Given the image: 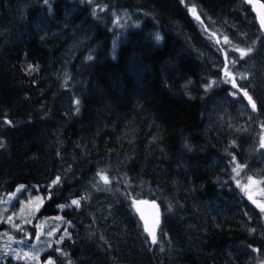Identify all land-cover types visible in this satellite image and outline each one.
<instances>
[{"label": "trees", "instance_id": "1", "mask_svg": "<svg viewBox=\"0 0 264 264\" xmlns=\"http://www.w3.org/2000/svg\"><path fill=\"white\" fill-rule=\"evenodd\" d=\"M200 1L240 16L230 44L263 39L242 2ZM184 22L175 0H0V125L18 120L0 149V196L64 170L35 217L80 195L63 213L78 235L45 255L55 264H264V223L228 178L243 162L236 139L205 124L229 88ZM143 201L161 210L156 243Z\"/></svg>", "mask_w": 264, "mask_h": 264}, {"label": "rangeland", "instance_id": "2", "mask_svg": "<svg viewBox=\"0 0 264 264\" xmlns=\"http://www.w3.org/2000/svg\"><path fill=\"white\" fill-rule=\"evenodd\" d=\"M198 3L201 6L200 9L195 5L192 8L186 7L188 11H185L176 2L177 7L186 18V22H184L186 24L182 25V29L186 30L184 33L188 35L190 41L203 48L212 69L220 71L226 81L227 88L230 89L209 105L205 115V124L212 130L222 129L232 132L230 135L236 139L234 146L240 151L243 162L239 161L241 167H236L235 162L230 163L231 169L228 170V178L235 183L239 196L246 199L258 213L257 220L264 221V213L249 199V195H251L257 203L264 204V148L260 146L261 137H264V41L241 59L237 49L245 51L246 49H243L233 39L234 43L230 44L231 39L228 37V33L229 36L234 37V29L242 24L240 16L231 17V13L226 15L223 12H215L200 0ZM164 14L166 15V13ZM195 17H201V22L195 23ZM225 44H228L227 47H224ZM60 71L61 69L58 68L56 75ZM225 71L232 73L237 84L236 89L232 88V79L225 75ZM241 88L247 90L256 102L257 110L255 112L252 111L243 91H239ZM61 96L64 97V93H61ZM66 97L70 104L73 100L70 97V91L66 93ZM17 122L18 120L13 119L8 124L9 126L2 122L4 128H0V139L6 140V136L10 135ZM239 137L241 142L238 140ZM68 160H70L69 157L61 159V166L64 167L68 164ZM62 171L64 170L56 168L53 181L60 177ZM249 176L256 183L251 184ZM53 181L49 183V189L53 185ZM78 196H74L73 200H79L80 195ZM47 199L48 196H43L42 193L39 195L38 188H23L21 192L0 198V227L7 225L13 230L32 227L34 230L33 237L29 231H26L22 239L19 240H15L6 231L0 230V264L4 261V264H47L48 260L42 262L40 259L51 244L59 245L64 240H73L74 235H78L79 226L74 228L70 226V223L60 218L43 217L35 220L36 214ZM67 201L65 202L67 207L72 209V204ZM62 208L60 207V209ZM97 217L100 221V211ZM95 248L99 249L97 246ZM34 256L35 259L32 258Z\"/></svg>", "mask_w": 264, "mask_h": 264}, {"label": "snow or ice", "instance_id": "3", "mask_svg": "<svg viewBox=\"0 0 264 264\" xmlns=\"http://www.w3.org/2000/svg\"><path fill=\"white\" fill-rule=\"evenodd\" d=\"M247 2L249 4H254L255 0H247ZM45 3L47 4L48 0H45ZM261 9H264V4H256L255 7H254V11H256L257 15L260 17L261 28H264V14L261 13ZM155 39H156V41H159L161 39L160 35L156 34ZM225 39L227 40V38H225ZM237 51L240 52V57H241V59H243V58H245L248 55V53H251L253 51V49L252 48H248L246 51L245 50H241V49H237ZM88 59H91V57L89 56ZM29 67H31V66H29ZM225 75L228 76L230 79H232V88L236 89L237 88V84L235 82V79L232 77V73H230L228 71H225ZM239 91H243L244 97L247 99L248 104L251 105L252 111L255 112L257 110V104H256V102H254L253 98L248 94V91L243 89V88L239 89ZM73 103L78 105L79 101L78 100H74ZM77 111H78V109H77ZM3 123L5 125H8V124L11 123V121L8 120V119H4ZM260 146H261V148H264V137H261ZM0 147H3V143H0ZM233 160H235V157H233ZM237 167H241V165H237ZM233 171H236V169H233ZM96 175L99 176L100 179L103 180V182L105 184L109 183L108 177L102 171H98ZM248 179H249V182L251 184L256 183V181L253 180V178L251 176H249ZM59 180H60V177H57L56 180H54L52 183L55 184ZM22 189H23L22 185L18 186L17 192H21ZM249 199L252 200V203L255 204L256 207H258L262 213H264V204L257 203V201L255 199H253V197L251 195H249ZM71 203H72V205H75L76 207H80V201L79 200H72ZM133 203L135 204L136 202L133 201ZM61 207H63V206H61ZM9 219H11V217H9ZM155 223H159V221L157 220V221H155ZM154 227H155V224L153 225V227L150 228V227H148V225L146 223L145 231H147L149 236L152 237V242L156 243V237L154 235ZM253 250L255 251L256 249H253ZM55 251L57 253H61L63 255V253L61 252V249L57 248ZM5 255H7V254H5ZM36 255L38 256L39 254L37 253ZM32 258L35 259L36 257L34 256ZM47 264H55V262L50 257L49 260L47 261Z\"/></svg>", "mask_w": 264, "mask_h": 264}, {"label": "water", "instance_id": "4", "mask_svg": "<svg viewBox=\"0 0 264 264\" xmlns=\"http://www.w3.org/2000/svg\"><path fill=\"white\" fill-rule=\"evenodd\" d=\"M241 1H243L245 5L250 8L251 13L254 15L255 21L260 31L264 33V28H261L260 25V17L257 15V12L254 11V7L256 4H264V3L261 2L260 0H255L254 4H249L247 0H241ZM261 13L264 14V9H261ZM138 214L143 222L144 227L146 223L150 228L153 227V225L155 224L154 229L159 225V223H155V221L157 220L160 222V208L156 202L154 201L142 202L138 207Z\"/></svg>", "mask_w": 264, "mask_h": 264}, {"label": "flooded vegetation", "instance_id": "5", "mask_svg": "<svg viewBox=\"0 0 264 264\" xmlns=\"http://www.w3.org/2000/svg\"><path fill=\"white\" fill-rule=\"evenodd\" d=\"M5 142H6V143L4 144V147L7 148V141L5 140ZM3 226H4V225H3ZM3 228L5 229V231H6V229H9V227H8L7 225L4 226ZM10 236H11V235H10ZM12 237H13V236H12ZM13 238H14V237H13ZM6 262H7V261H6ZM4 263H5V261H4L2 264H4ZM76 264H78V263L76 262Z\"/></svg>", "mask_w": 264, "mask_h": 264}, {"label": "bare ground", "instance_id": "6", "mask_svg": "<svg viewBox=\"0 0 264 264\" xmlns=\"http://www.w3.org/2000/svg\"><path fill=\"white\" fill-rule=\"evenodd\" d=\"M60 76H61V75H60ZM59 79H60V78H59ZM55 83H56V82H55ZM59 93H60V92H59ZM68 95H69V94H68ZM69 100H70V99H69ZM71 101H72V100H71ZM71 101H70V102H71Z\"/></svg>", "mask_w": 264, "mask_h": 264}]
</instances>
